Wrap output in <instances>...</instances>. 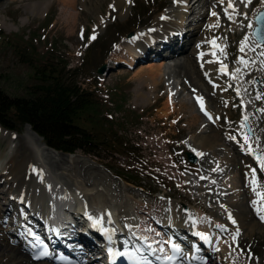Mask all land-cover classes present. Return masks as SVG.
Here are the masks:
<instances>
[{"label":"rangeland","instance_id":"obj_1","mask_svg":"<svg viewBox=\"0 0 264 264\" xmlns=\"http://www.w3.org/2000/svg\"><path fill=\"white\" fill-rule=\"evenodd\" d=\"M66 1L0 0V89L11 97L28 98L32 88L41 81L38 73L42 67L64 70L68 75L69 71L75 70V80L93 99V103L78 114L76 122L109 148L100 150L101 156L77 150L73 153L74 157L66 159L62 155L43 151L41 162L49 167L51 173L54 172L56 180L73 188L76 194L79 190L82 198H96L99 204L108 199L106 202L115 213L113 219L116 228L136 226L134 221L140 218L134 208L136 202L147 209L161 208L163 212L168 204H175L172 210L178 205L183 214L192 211L209 224L215 221L213 215L220 210V201L240 202L235 208L246 215L241 229L238 230L233 224L230 228H223L218 243L221 236L230 242L231 251L237 255L235 264H264V220L260 214L253 212L249 201L250 187H244L254 175L256 185L252 183L250 190L254 192L255 188V193L264 192V171L257 159L264 158V43H259L254 36L250 40L246 36L251 16H256L264 8V1L259 0L245 14L248 5L236 0L234 13L237 20L231 23L229 18L225 19L228 4L221 6V0H194L192 5L189 3L192 0H189V8L197 1H201L199 6L212 1L209 7H200L198 12L190 9L186 17L190 26L205 27L215 12L220 16L214 15L220 21L218 26L222 32L204 36L203 29H199L188 42L186 51L174 52L172 58H165L166 62H162L164 58L161 55L135 60L130 40L138 32L151 28L156 21L177 18L180 12L176 11L174 16L172 14L175 8H179L176 3H180V0H121L123 4L117 3V0H77L71 3V8L66 7ZM33 6L37 7V11L30 10ZM200 16L203 17L199 20ZM69 20L73 21L71 25H75L70 26ZM164 23L169 24L166 20ZM242 30L245 31L243 36L240 33ZM129 32L132 34L129 35ZM120 34L126 35L120 39ZM160 34H154V37ZM93 36L95 39H92ZM207 36L212 37L211 41L225 45L221 62L226 65L229 74L217 77L218 81L227 84L225 92L200 73L202 70L197 62L195 68L201 84L199 86L182 79L173 68L177 62L183 63L185 57L195 54L199 42ZM242 42L246 51H241ZM207 44L200 42L204 49L211 46ZM121 48L129 54L125 53L126 50L119 54ZM210 51L213 53L214 49ZM240 58L250 61L251 67H243ZM150 62L165 65L161 71L160 67L152 69ZM103 65L105 70L99 73ZM249 68H252L251 73ZM238 69L244 73L240 78L241 87L236 86L230 77ZM157 78H161V81L153 83L152 80ZM141 82L146 84L140 85ZM215 91L223 96L217 98L213 95ZM199 92L214 111L216 138L204 137L209 119L194 97ZM1 127L17 134L19 152L16 156L24 153L32 156L28 146L33 141L27 135V125L17 131ZM244 134L250 143L249 140L245 141ZM13 149H10L6 137H0V165L8 163ZM114 150L120 153L114 155ZM188 151L196 156L195 163L189 161ZM39 159L34 162L37 163ZM35 168L42 172L38 164ZM34 178L40 189L42 178ZM236 190L239 197L234 200ZM58 193L59 197L60 191ZM45 197L38 196L36 203L44 205ZM5 198L7 200L8 195ZM3 202L1 199L0 234L10 231L11 220L17 218L21 224L24 223L23 217H28L27 207L20 203L6 215ZM259 202L264 206V201ZM93 206L94 210L97 206L101 208V205ZM17 209L22 211L23 216H18ZM143 211L148 210L144 208ZM126 220H130V223L127 224ZM226 220L224 216L221 222ZM157 227L163 230L159 225ZM191 236L186 237L189 246L182 245L184 249L180 250V256L184 258L192 257V248H197L200 241L204 244L202 246H210L203 237L196 239ZM215 256L216 263L208 261L198 264H221L217 258L219 254L215 253ZM41 261L43 264L53 263L48 258Z\"/></svg>","mask_w":264,"mask_h":264},{"label":"bare ground","instance_id":"obj_2","mask_svg":"<svg viewBox=\"0 0 264 264\" xmlns=\"http://www.w3.org/2000/svg\"><path fill=\"white\" fill-rule=\"evenodd\" d=\"M188 1L189 0H180V3L179 2L176 3L178 5L177 7L179 8H175V11L172 14V16H174L175 12L178 11L180 12V15L177 16V18L173 19L172 17H170L156 21L157 23L155 22L156 24L155 23H154L155 25L153 24V26L151 27L152 29L151 28H149L148 30L145 29L146 30L145 32L140 31L136 34L134 38L130 40V43L133 48L131 50H133V58L135 60H141L142 58H147L151 55H153L154 57L157 55H161L164 58L162 62L164 61L166 62L165 58L167 59L172 58V54L174 52L177 53L178 51H186L187 49L186 46L188 42L191 41L192 38L195 36V34L200 30L203 29L204 36L205 34H214V33L220 34L222 32V28L218 26L219 25L218 22L220 21L219 19H217V17H215L218 15L217 13L215 16L212 15V19L208 20L207 22L208 24L205 27L202 25L196 27L190 26L188 20L186 19V17L190 14V9L194 8L193 11L198 12V10L200 11L201 9L200 7L203 6L207 7L208 5L212 4V1L206 2L202 6L198 5L201 1H197L196 3H194V5L191 8H189L190 6L188 4ZM258 1L259 0H251V3L247 4L248 9L246 10L245 14H247L249 8L254 7ZM260 1L262 2L264 0H260ZM72 2L75 3L77 2V0H67L64 4L66 5V7L68 6L69 8H71L70 5H72L71 4ZM117 3L123 4L121 0H117ZM189 3L191 2L189 1ZM231 3L235 6L236 9L237 7L236 0H231ZM224 4H229V0H221L220 5L224 6ZM226 8H227V12H226L227 15L225 16V19L228 20V18L231 17L229 18L230 19L229 21L231 23H234L237 20V14L234 13V10L232 8H229L228 5L226 6ZM36 9L37 7L33 6L31 7L30 10L32 12H35L37 11ZM202 17L203 16H200L199 20ZM164 20H166L167 23L169 24L165 25ZM72 22L73 21L70 20L68 21L69 24ZM249 23L251 26L250 29L249 27L248 29H246L248 31V34L246 36H248V39L250 40L253 37V34L252 32H250V30L253 29L256 24L255 14L251 16ZM249 23L247 26H249ZM73 24L75 25V23ZM74 25L70 24V26H74ZM213 29H216L217 31H212ZM219 30L220 32L218 33ZM161 31L162 33L160 34ZM157 33H159L160 35L154 37V34ZM240 33L241 36H243L245 31L242 30ZM235 34L236 33H234V36ZM241 36L237 35V37H241ZM210 38L212 37L207 36L200 42L201 43L207 42L208 43L207 45L211 44V46H208L207 49H204L201 47L199 42V46H197L195 54H191V56L185 57L183 63H180L181 61L177 62L176 64H174L173 68L174 71L179 74V76H182V79H184L185 81L188 79L190 80L191 83L197 84L196 86H199L201 84H199L200 80L198 77V72L195 68L197 62V65L201 67L202 70V72L200 73H202L211 82H213V85H218L220 89L222 88L225 92L227 84L225 85L217 80L218 76H224L226 73L227 75L229 74L227 68L225 71H221L222 65H225L223 62H221V52L223 50L225 51L224 49L225 45L220 42L215 43L211 41L212 39L210 40ZM175 42L176 44H178L177 47ZM212 48L214 49L213 53L210 51V49ZM122 50H126V49L121 48L118 51V53L119 54H121L120 52L123 53ZM244 50L246 51L245 48H243V51ZM125 53L129 54L127 50ZM242 60L244 61L243 67H251L250 61H247L245 59ZM149 65L152 69L156 67H160L162 71L164 68L163 65H165V63L158 64L155 62H150ZM242 71H243L242 69H238L232 76L230 75V77L233 78L232 81L238 87L242 86V82L240 80V78L244 74L241 73ZM251 71L252 68H249V73H251ZM153 80H152L153 83L158 84V82L161 81V78L159 79L157 78L154 81ZM145 82H141L140 85L144 86L146 84ZM184 84L187 85L186 82H184ZM199 90L201 93H204V91H202L201 88H199ZM200 92L199 94H196L194 97L200 106L199 108L201 109H202L201 103L198 100V98H202L203 101L202 110H204L207 119H209L208 121L209 123L207 125L210 126V127L208 126L207 132H203V133H204V137L209 139L210 136H214V137L216 136L217 131L213 129L214 128L213 124L216 123L215 121L216 119L214 118L215 115L214 111L210 108L211 106L209 107L210 105L208 104L209 102L207 103L206 98L203 97V95H201ZM178 95L180 96L181 94ZM213 95H215L216 97L218 96L217 98L223 96L221 93L217 91L213 92ZM183 108L184 106L180 107L181 110H183ZM27 126H28L27 135L33 141L29 143V146L27 145L28 150H30L32 153V156H28L25 153H24L25 155L21 154L19 156L18 154V156H16V154L19 152V150H17L18 144H16L17 134L3 129L0 125V137H6L9 140L10 149L14 147L12 155L10 156V160L8 161L9 164L8 163L5 164L6 166L4 164L0 165L1 172H3V174L1 173L0 175V200L1 199L4 200L3 204L6 215H9V213L14 211V208L16 207L17 203L24 204L25 207H27L26 209L28 210L27 214L29 218L27 219L33 224L32 226L34 230H36L35 232L38 233V235L39 234L42 235L44 239H50L52 242H55L56 244H60L62 246V250H65V252L68 253L69 256L67 257L75 260L76 264L98 263L97 260L99 258L97 256L101 257L100 254H102L100 251L101 250L100 242L101 240L103 241V238L98 230V225L99 224L101 225L102 223L104 227V229L102 230L107 232L109 231L110 235L108 237H110L112 240H115L117 242L121 240L125 244H129V242H132L133 244L134 242L135 243L134 247L136 248L138 247V249L140 250H142L144 246L146 247L148 245H151V249L147 247L146 252H144V254H141L142 252H139L140 260H144L145 257H147L146 254H149L151 258L153 257L152 259L153 264H169V262L164 259L167 256L173 257V261L171 262V264H183V263L198 264L202 262L207 263L208 261L210 262L213 261L214 263H216L215 253H217L219 254L217 258L219 257L220 259V261L218 262H221V264H235L234 260L237 258V255L233 251H231L229 246L230 242L228 240L225 241V239L223 240L222 236L220 239V243H218L219 241L217 239L220 236V231H222L223 228L226 229L230 228L231 224L235 225L238 230L241 229V224L244 223L243 218L246 215H244V213L240 209L235 208L236 204H239L240 202L229 201L223 203L220 201L219 202L220 205H218L220 210L215 211V215H213L215 221L212 222V224H209L208 222L206 223L205 219L203 220L201 216H199L198 214L192 211L188 212L187 214L186 213L183 214L182 210L180 209V207H178V205H176L177 207L175 208V210H172L173 205L175 204H171V205L168 204L165 207V212H163L161 211V208L160 210H158V208L154 209L152 207L147 209L148 207L142 205V203L137 204L136 202L134 208L136 209L138 216H140V218L134 221L136 226L135 227L125 226L124 229H121L119 226L116 228V222L113 219L115 213H112L114 212L112 206L106 202V200L108 199L104 201L102 200L103 203L100 202L99 204L96 198H91L88 200L82 198L79 190H77V194H76L73 188L70 189L69 186L67 187V185L56 180L53 176L54 172L51 173L49 167H47L45 163L41 162L43 160L42 159L43 151H45V153L47 152L50 154L62 155L65 159L71 156L74 157L73 153H68L64 155L58 151L49 148L44 143L43 138L40 137L37 133H35L29 125ZM244 136L246 135L244 134ZM247 140H249L250 143V139L248 138ZM257 143H260V141L257 140ZM37 159L39 160L37 161V163H35L34 160ZM36 164H38L40 169H42L41 173L38 172L39 170L37 171V169L35 168ZM255 173L256 172H254V174ZM34 176H39L40 178H42L41 180L42 187L40 189L37 187L36 179L34 178ZM45 177H47V179L44 181ZM55 177L57 176L55 175ZM253 179H254V175L251 176V179L247 181V185L244 184V187L249 186L250 188H252ZM228 180L231 183V178H229ZM6 184L7 185L9 184L8 187L6 186ZM254 185H256V183ZM11 187H13L14 189H11ZM250 188L248 189L251 193L250 194L251 199L249 201H250V205H252L254 210L252 211L256 213L257 212L256 209L258 207H261L262 205L261 202H259L258 197H256V193L252 192ZM84 190L86 191V189ZM58 191H60L59 197L57 196V194H59ZM234 192L235 194H233V196L234 195L235 196L233 197V199L237 200L239 197V191L236 190ZM6 195H8L7 200L5 198ZM38 196H43V197L46 196L44 198V205H38L36 203V199ZM253 201H258V203L254 205ZM94 204L99 206L101 205V208H98L97 206L96 210L92 209V207H94L93 206ZM149 206H153V205H149ZM144 208L148 211H143ZM17 211H18L17 213L18 216L19 214L20 216H23L22 215L23 213L22 211H20V209H17ZM177 213H179V215H176ZM259 214L263 215L264 212ZM224 216L228 221L226 220L225 222H221V219H223ZM229 217H231V219ZM67 220L69 221L66 225L61 224V222H65ZM233 220H235V223L232 222ZM11 221H12V225L8 227L10 228V231L6 232L5 234H0V264H43L41 263L42 262L41 259L40 261H38L34 258L36 256L34 250L31 247L30 248L26 247V245L24 244V241H27V239L25 238L24 240H22L23 237H21L20 240L19 235L22 233L17 230V226H19L18 224H16L18 223L17 218ZM126 221L127 224L130 223V220H126ZM213 223L216 225L213 226ZM50 224H54V226H58L57 229L54 230L49 229ZM158 225L163 230H160V228L157 227ZM217 225H222L223 227L220 228L217 227ZM166 233H167V238L165 237ZM201 234H203V236L208 237V239L206 240L207 243L210 244V246L208 245L209 247L202 246L204 244L202 241H200L201 244L199 243L200 245L197 248L195 247L192 248V252H193L192 257L185 256L184 258L179 255V252H176L174 255H172V250H171L172 242H175V245H178L179 249L181 250L182 245L186 247V245L190 243L188 242L187 240L188 238L186 237L192 235L191 237L194 236L193 238L196 239L200 237L202 238L203 236ZM71 238H77V239H74V241H72ZM31 240L34 242V238L31 237ZM59 240H61V242H59ZM13 242H15L16 244ZM76 245L77 246L81 245V246L76 247ZM214 246H216L215 251H214ZM160 247L164 248L163 252L158 251ZM116 248H118V246H116ZM182 249H184V247ZM25 251H27L28 253L26 254ZM72 254H74L75 256H73ZM155 254H157V256H154ZM44 258H48L53 261V263H49V264H68L64 262L62 259L54 256L53 252H50V250L48 251L47 255H44ZM105 258L106 257H103V260ZM128 260H129L128 256L126 257V255H121L119 256V262L116 264H127Z\"/></svg>","mask_w":264,"mask_h":264},{"label":"trees","instance_id":"obj_3","mask_svg":"<svg viewBox=\"0 0 264 264\" xmlns=\"http://www.w3.org/2000/svg\"><path fill=\"white\" fill-rule=\"evenodd\" d=\"M124 35L120 34V39ZM74 71L68 72L72 76L69 77L64 70L42 67L38 73L41 81L32 88L28 98L11 97L0 89V124L16 131L30 125L49 147L67 153L82 150L101 156L100 150L109 148L76 122L78 114L93 99L77 83ZM116 153L120 152L114 150Z\"/></svg>","mask_w":264,"mask_h":264},{"label":"snow or ice","instance_id":"obj_4","mask_svg":"<svg viewBox=\"0 0 264 264\" xmlns=\"http://www.w3.org/2000/svg\"><path fill=\"white\" fill-rule=\"evenodd\" d=\"M241 2H243L245 4H250L251 3V0H241ZM228 7L229 8H232L235 11V6L231 3V0H229ZM212 15H216V13L213 12ZM229 18H231V17H229ZM257 19H258V21H264V13H261L260 16L257 17ZM257 31L259 32L260 30L257 29ZM92 39H95V37L93 36ZM241 51H243V42H242ZM241 63H244V61L241 60ZM225 70H226V65H222L221 71H225ZM198 100L200 101L201 107L203 109V101H202V98H198ZM245 119H246V117H245ZM247 139H248L247 136H245V141H247ZM257 159L259 160L261 170L264 171V158L257 157ZM253 171H255V170H253ZM252 183L255 184L256 181L253 180ZM253 191L254 192L256 191L255 188L253 189ZM256 195L259 197V200L260 201H264V192H256ZM257 203H258V201H253V204L254 205L257 204ZM256 210H257L258 214L259 213H262V212H264V206L258 207ZM229 218L231 219V217H229ZM261 219L264 220V215H261ZM232 222L235 223V220H233ZM217 227L222 228L223 226L222 225H217ZM201 235L203 236V234H201ZM203 238L204 239H208V237H206V236H203ZM148 247H149V249H151V245H148ZM172 248H173V251L174 252H179L180 251L178 245L172 244ZM159 251L160 252H163L164 251V248L163 247H160L159 248ZM118 254L119 255H128V253H118ZM43 255H47V252L46 251L45 252H42V253H40V255H38V256H36L34 258L39 259L40 256H43ZM164 259L166 261H168L169 264H171V262L173 261V257H171V256H167ZM145 264H150V262L146 261Z\"/></svg>","mask_w":264,"mask_h":264},{"label":"water","instance_id":"obj_5","mask_svg":"<svg viewBox=\"0 0 264 264\" xmlns=\"http://www.w3.org/2000/svg\"><path fill=\"white\" fill-rule=\"evenodd\" d=\"M261 13H264V8L261 9L260 11H258L256 16H255L256 24L252 30V34L257 39L258 42L264 43V21H258V19H257V17H259ZM257 29H259L260 31L258 32ZM131 34L132 33H130L129 35H131ZM104 70H105V66L103 65L99 68V73H103ZM51 149L55 150L54 148H51ZM187 156H188V159L190 162L195 163L197 161L196 156L192 152L188 151Z\"/></svg>","mask_w":264,"mask_h":264}]
</instances>
